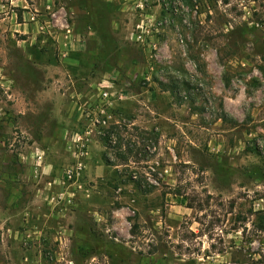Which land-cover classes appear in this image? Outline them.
<instances>
[{"label": "rangeland", "instance_id": "1", "mask_svg": "<svg viewBox=\"0 0 264 264\" xmlns=\"http://www.w3.org/2000/svg\"><path fill=\"white\" fill-rule=\"evenodd\" d=\"M0 264H264V0H0Z\"/></svg>", "mask_w": 264, "mask_h": 264}, {"label": "built area", "instance_id": "2", "mask_svg": "<svg viewBox=\"0 0 264 264\" xmlns=\"http://www.w3.org/2000/svg\"><path fill=\"white\" fill-rule=\"evenodd\" d=\"M33 20V18H31ZM151 31L146 25L141 22L137 25V31L135 34V40L143 46L150 47L148 43L147 32ZM70 30L66 29V40H69ZM67 43H70L67 41ZM62 52V51H61ZM62 57L66 54H62ZM113 80L106 79L102 83L98 84L97 93L89 98V101L85 103L86 109L85 115V126L81 132H75L71 134L69 138V151L71 152V161L68 163L63 171L64 177L67 181L74 180V178L81 175L85 168V161L89 158V143L93 140L92 136L95 134L97 127L103 128L108 124L110 119V112L115 108L117 100L122 99L124 92H118L113 89ZM97 133H100L98 131ZM100 135V134H99ZM114 142V141H113ZM18 158L20 162H24L23 154L19 153ZM36 162L38 166L41 162L42 155L37 152L35 154Z\"/></svg>", "mask_w": 264, "mask_h": 264}, {"label": "crops", "instance_id": "3", "mask_svg": "<svg viewBox=\"0 0 264 264\" xmlns=\"http://www.w3.org/2000/svg\"><path fill=\"white\" fill-rule=\"evenodd\" d=\"M21 8L23 9V13H24V16H27L26 14H30V12L28 11V9H27V6L24 4V3H22L21 2ZM30 20H31V18H33V20H31V21H36L35 20V16H33L32 14H30ZM35 24H36V22H34ZM24 25H27V24H23V26ZM18 27H20L21 25L20 24H18L17 25ZM26 30H28V29H26ZM59 38V37H58ZM60 43V42H59ZM59 47H62V44H59ZM50 207L49 208H53V206H51V205H49ZM30 213H28V212H25L24 213V215H26V218H25V221L27 222V221H29L30 219H29V217H28V215H29ZM50 215H52V213L50 214ZM46 216H48V214H46ZM28 226H26L25 224H23V226L21 227V230H19L18 232H16L15 233V235H17V233L18 234H21V236L22 237H26V235L27 236H35V238L37 237V238H39V236L42 234V231H44L43 230V228H38L36 225L34 226V228L37 230V231H34V232H32V230H30L29 228H27ZM6 230H9V229H6ZM33 234V235H32ZM30 237V238H31ZM36 238V239H37Z\"/></svg>", "mask_w": 264, "mask_h": 264}, {"label": "trees", "instance_id": "4", "mask_svg": "<svg viewBox=\"0 0 264 264\" xmlns=\"http://www.w3.org/2000/svg\"><path fill=\"white\" fill-rule=\"evenodd\" d=\"M20 162V161H19Z\"/></svg>", "mask_w": 264, "mask_h": 264}]
</instances>
